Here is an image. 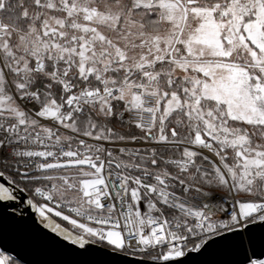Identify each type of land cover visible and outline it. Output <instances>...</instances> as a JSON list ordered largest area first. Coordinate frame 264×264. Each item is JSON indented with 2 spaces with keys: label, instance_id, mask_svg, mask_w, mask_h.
Instances as JSON below:
<instances>
[{
  "label": "snow or ice",
  "instance_id": "snow-or-ice-1",
  "mask_svg": "<svg viewBox=\"0 0 264 264\" xmlns=\"http://www.w3.org/2000/svg\"><path fill=\"white\" fill-rule=\"evenodd\" d=\"M0 202L38 264H264V0H0Z\"/></svg>",
  "mask_w": 264,
  "mask_h": 264
},
{
  "label": "water",
  "instance_id": "water-1",
  "mask_svg": "<svg viewBox=\"0 0 264 264\" xmlns=\"http://www.w3.org/2000/svg\"><path fill=\"white\" fill-rule=\"evenodd\" d=\"M28 213L36 218L34 210L30 207H28ZM38 227L40 231L30 226L24 229L10 230L7 234L0 236V246L10 249V254L19 259L22 264H38L39 260L48 258L47 241L41 237V232L56 239H62L56 237V234L51 233L49 229H44L42 225H38Z\"/></svg>",
  "mask_w": 264,
  "mask_h": 264
},
{
  "label": "rangeland",
  "instance_id": "rangeland-1",
  "mask_svg": "<svg viewBox=\"0 0 264 264\" xmlns=\"http://www.w3.org/2000/svg\"><path fill=\"white\" fill-rule=\"evenodd\" d=\"M58 220H59L60 222L64 223L68 228H71V225L68 224V222H63V221L60 220V218H58ZM20 264H22V263L20 262Z\"/></svg>",
  "mask_w": 264,
  "mask_h": 264
},
{
  "label": "trees",
  "instance_id": "trees-1",
  "mask_svg": "<svg viewBox=\"0 0 264 264\" xmlns=\"http://www.w3.org/2000/svg\"><path fill=\"white\" fill-rule=\"evenodd\" d=\"M58 222H60L59 220H58V218H55ZM60 223H62V222H60ZM62 225L63 226H65V227H67L64 223H62Z\"/></svg>",
  "mask_w": 264,
  "mask_h": 264
},
{
  "label": "bare ground",
  "instance_id": "bare-ground-1",
  "mask_svg": "<svg viewBox=\"0 0 264 264\" xmlns=\"http://www.w3.org/2000/svg\"><path fill=\"white\" fill-rule=\"evenodd\" d=\"M55 218V217H54ZM58 222V221H57ZM63 226V225H62ZM65 227V226H64Z\"/></svg>",
  "mask_w": 264,
  "mask_h": 264
}]
</instances>
